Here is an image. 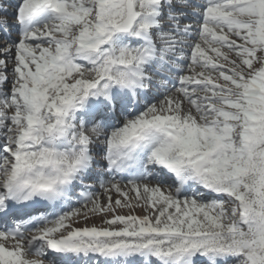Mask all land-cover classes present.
Returning <instances> with one entry per match:
<instances>
[{"label": "snow or ice", "instance_id": "snow-or-ice-1", "mask_svg": "<svg viewBox=\"0 0 264 264\" xmlns=\"http://www.w3.org/2000/svg\"><path fill=\"white\" fill-rule=\"evenodd\" d=\"M0 264H264V0H0Z\"/></svg>", "mask_w": 264, "mask_h": 264}]
</instances>
